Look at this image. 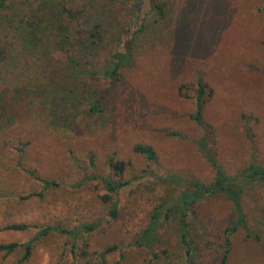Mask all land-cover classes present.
Instances as JSON below:
<instances>
[{
  "label": "rangeland",
  "instance_id": "374dc122",
  "mask_svg": "<svg viewBox=\"0 0 264 264\" xmlns=\"http://www.w3.org/2000/svg\"><path fill=\"white\" fill-rule=\"evenodd\" d=\"M62 1L86 11L82 24L95 14L104 19L101 49L96 56L88 52L91 62L86 66L104 71L136 0H91L93 7L90 0ZM164 1L168 12L157 34L143 33L118 80H81L90 100L104 96L101 115L91 114L83 97L77 109L57 101L46 110L26 91L27 78L15 86L0 75V245H22L49 226L97 224L74 248L72 240L50 234L35 240L25 261L21 247L7 256L0 251V264H93L112 246L116 249L106 256L107 264H165L150 255L164 248L170 264H188L175 222H163L149 246L137 243L156 206L174 193L161 179L177 175L213 181L214 169L196 145L204 133L207 149L227 174H239L251 161L264 164V0ZM53 4L36 6L32 17L47 25L60 21ZM77 24L70 25L73 34L86 31V25ZM85 38L95 39L87 32ZM51 58L44 63L47 69L65 63L60 53ZM198 79L207 86L202 112L206 129L190 119ZM137 145L151 146L156 161L135 152ZM109 160L125 163L122 176L129 182L113 196L116 219L109 218L108 205L101 200L105 191L97 181L72 186L84 175H112ZM26 171L61 185L44 190ZM243 205L248 229L230 237L226 264H264V182L245 189ZM196 211L190 220L210 243L202 245L196 264H219L223 230L232 219L230 203L222 196L206 198ZM12 224L28 228L5 229Z\"/></svg>",
  "mask_w": 264,
  "mask_h": 264
},
{
  "label": "trees",
  "instance_id": "16d2710c",
  "mask_svg": "<svg viewBox=\"0 0 264 264\" xmlns=\"http://www.w3.org/2000/svg\"><path fill=\"white\" fill-rule=\"evenodd\" d=\"M91 2L90 0V6L93 7ZM49 3H54L53 6L56 5L55 7L60 10V21L52 25H47L45 21L33 18L31 15L36 6ZM132 12L131 21L115 40L116 51L109 57L106 69L97 73L86 69V66L91 62L88 54L91 52L96 56L101 49V33L105 32L104 19H98L95 14L82 24L80 22L82 14L86 11L72 9L62 0H0V75L4 73L6 76L3 82L17 86L23 77L27 78L23 80L26 91L30 97L35 98L38 105L46 110L49 108L48 104L57 101L71 103L77 109L82 104L79 98L83 97V100L89 102V112L101 115L105 109L104 96L90 100L92 96L86 95L81 89V80L95 77H103L111 82L118 80L119 69L131 62L142 43L143 33L149 32L151 36L157 34L158 24L167 16V2L136 0L132 6ZM73 22H78L80 26L86 25L84 28L86 31L81 30L82 32L79 33L80 31L77 30L78 35L73 34L70 29ZM86 32L95 39L93 41L89 38L82 39V34ZM59 53L64 56L65 63H58L51 69H47L44 63ZM29 70L32 72L29 73ZM206 88V84L198 79L195 111L190 116V119L202 129L207 128L202 121ZM209 133L212 134V130H209ZM196 145L214 169L213 181L205 184L192 176L177 175H166L161 179V183L171 188L174 193L164 196L156 206L149 226L142 232L137 243L138 246H149V242L153 240L157 229L163 222H175L177 243L187 257V263L196 264L197 254L202 249V245L210 243L205 242V234L196 233L198 227L193 226L190 218L197 213V203L200 200L222 196L230 203L232 213L230 224L223 230V250L219 262V264H226L230 252V237L239 229H248L243 205L244 191L254 183L264 182V164L251 161L239 174L231 176L223 170L215 161L214 155L207 149L205 133L196 141ZM134 150L147 159L156 161V155L151 146L137 145ZM109 168L112 170V175L96 173L84 175L80 182L72 186L78 187L97 181L105 191L101 200L108 205V216L116 219L118 208L117 203L113 201V196L125 188L129 182L123 180L124 162L109 160ZM26 173L39 180L44 190L61 185L59 182L38 179L32 171H26ZM27 228L28 226L23 224H12L5 227L6 230L12 231H23ZM96 228L95 223L83 224L71 229L49 226L41 229L33 240L22 245L1 244L0 251L7 256L21 247L24 250L22 262L28 259L35 240L40 237L50 234L64 236L72 240V248H74V242L79 240L82 234H89ZM115 249L114 246L106 248L99 254L98 261L93 264H107L106 256ZM167 252L166 248L155 252L150 251L152 261L162 260L165 264H170ZM83 256H87V253L83 252Z\"/></svg>",
  "mask_w": 264,
  "mask_h": 264
}]
</instances>
